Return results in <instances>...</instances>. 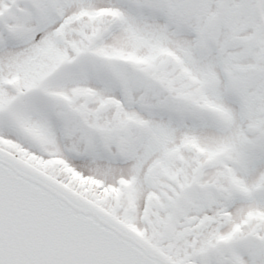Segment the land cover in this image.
<instances>
[{
	"label": "snow or ice",
	"instance_id": "obj_1",
	"mask_svg": "<svg viewBox=\"0 0 264 264\" xmlns=\"http://www.w3.org/2000/svg\"><path fill=\"white\" fill-rule=\"evenodd\" d=\"M0 264H264V0H0Z\"/></svg>",
	"mask_w": 264,
	"mask_h": 264
}]
</instances>
